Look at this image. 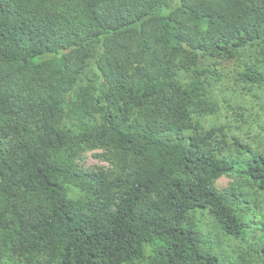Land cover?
I'll return each mask as SVG.
<instances>
[{
    "label": "trees",
    "instance_id": "trees-1",
    "mask_svg": "<svg viewBox=\"0 0 264 264\" xmlns=\"http://www.w3.org/2000/svg\"><path fill=\"white\" fill-rule=\"evenodd\" d=\"M0 264H264V0H0Z\"/></svg>",
    "mask_w": 264,
    "mask_h": 264
},
{
    "label": "rangeland",
    "instance_id": "rangeland-1",
    "mask_svg": "<svg viewBox=\"0 0 264 264\" xmlns=\"http://www.w3.org/2000/svg\"><path fill=\"white\" fill-rule=\"evenodd\" d=\"M228 84L230 85L231 82H228ZM223 95H225L226 97L230 96V100L227 102H224L223 105V111H225V113L228 115V119L232 120L233 123H235V118H238V116L242 113H245L246 115L249 112H253L256 111L255 108H253L255 102L253 101V99L251 97H249V99L247 100V102L245 103V100L243 99V102L240 104L241 106H239L235 99L231 97L229 92H225L222 93ZM229 103H232L235 106V110L230 109V107H227V105H229ZM245 103V104H244ZM244 104V105H243ZM229 108V109H228ZM251 135L248 134L246 136L245 141L247 142H251ZM95 153H97V150L95 151H91L87 153V158L85 160L84 165L85 166H94V165H108L107 162L101 160L100 158H98L97 156H95ZM231 179L227 176H223L222 178L219 179V181L217 182L219 187H224L226 185H228L229 181Z\"/></svg>",
    "mask_w": 264,
    "mask_h": 264
}]
</instances>
